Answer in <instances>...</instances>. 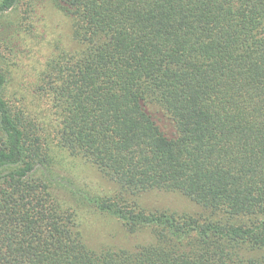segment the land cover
I'll return each mask as SVG.
<instances>
[{
  "label": "trees",
  "instance_id": "16d2710c",
  "mask_svg": "<svg viewBox=\"0 0 264 264\" xmlns=\"http://www.w3.org/2000/svg\"><path fill=\"white\" fill-rule=\"evenodd\" d=\"M0 31V264H264V0H0ZM69 156L112 190L70 198Z\"/></svg>",
  "mask_w": 264,
  "mask_h": 264
},
{
  "label": "rangeland",
  "instance_id": "374dc122",
  "mask_svg": "<svg viewBox=\"0 0 264 264\" xmlns=\"http://www.w3.org/2000/svg\"><path fill=\"white\" fill-rule=\"evenodd\" d=\"M47 12L44 21V24L47 27V29L45 28V35L48 36L52 47L58 39L59 41L61 39L63 45L66 42L69 43L71 41L70 39H72V33L68 19L62 14L56 13L50 9L47 10ZM6 15L7 18L10 19L16 14H12L11 12ZM1 36L2 35L0 34V37ZM45 41L46 40H44L42 47L39 46L34 52H32V62L42 59L43 54L50 49V43H45ZM47 46H49V49ZM1 52L2 57L0 56V63L4 66L9 64L11 67V63H15V58L8 52L4 51V49ZM20 59H22L25 64H28L26 62L27 59H24L23 57H20ZM29 62H31V60H29ZM17 81V77L16 82L14 77H8V85H15V87L10 88L11 91L16 88ZM64 162L65 163L60 162L59 164L55 163L52 170L54 171L53 175L56 176L57 181L60 182V184L65 185L69 190H73V195L72 192L68 193V195H71L69 196L70 198H83L81 196H87L85 198H89V195L92 196L94 194L96 196H101L112 190L111 183L105 180L97 169L70 156ZM143 198L144 204L150 208L172 209L181 212L195 211L197 209V207L186 200L185 197L175 193L150 192L143 195ZM90 217L91 220L89 221L88 226H90L89 229L92 234L90 240L94 245L98 246L99 243L102 242H114L116 245H119V243L123 242L122 235L119 233L120 227L116 220L96 213H92Z\"/></svg>",
  "mask_w": 264,
  "mask_h": 264
}]
</instances>
